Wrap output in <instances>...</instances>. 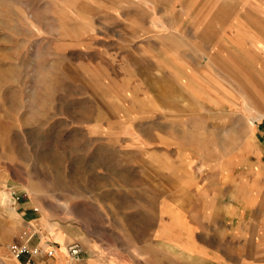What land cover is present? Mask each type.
<instances>
[{
	"label": "rangeland",
	"instance_id": "1",
	"mask_svg": "<svg viewBox=\"0 0 264 264\" xmlns=\"http://www.w3.org/2000/svg\"><path fill=\"white\" fill-rule=\"evenodd\" d=\"M117 1L0 0V264L22 257L9 255L12 242L38 246L43 223L42 251L81 247L86 233L117 231L123 216L130 231L149 227L142 189L122 185L145 179L142 165L152 159L163 162L165 137H175L163 116L198 95L195 80L178 79L172 91L124 82L122 40L139 29L113 24L122 20L109 10ZM143 26L142 36H158ZM19 202L33 220L15 210Z\"/></svg>",
	"mask_w": 264,
	"mask_h": 264
},
{
	"label": "crops",
	"instance_id": "2",
	"mask_svg": "<svg viewBox=\"0 0 264 264\" xmlns=\"http://www.w3.org/2000/svg\"><path fill=\"white\" fill-rule=\"evenodd\" d=\"M209 1L119 0L109 9L122 13L113 24L139 29L122 40L124 82L172 91L178 79L195 80L198 96L163 116L175 130L163 162L122 185L142 189L149 227L130 231L123 216L117 231L86 233L78 259L56 245L33 264H264V5ZM142 5L162 18L142 20ZM142 23L158 36H142ZM15 210L34 219L24 203ZM41 227L38 246L48 236Z\"/></svg>",
	"mask_w": 264,
	"mask_h": 264
},
{
	"label": "built area",
	"instance_id": "3",
	"mask_svg": "<svg viewBox=\"0 0 264 264\" xmlns=\"http://www.w3.org/2000/svg\"><path fill=\"white\" fill-rule=\"evenodd\" d=\"M260 124L261 127L264 129V116L262 117ZM9 250L11 255L15 256L16 258H20L21 256L25 255V259L21 262V264H32L33 257L38 256L42 253H45L46 255L54 254V248L52 247H49L48 249L42 251L41 247L31 246L27 245L26 243L18 242L10 243ZM80 250L81 247L78 242H71L66 245L67 254L71 258L77 257Z\"/></svg>",
	"mask_w": 264,
	"mask_h": 264
}]
</instances>
